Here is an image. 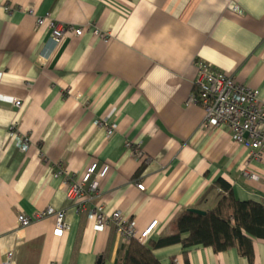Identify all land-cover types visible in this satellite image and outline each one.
Wrapping results in <instances>:
<instances>
[{
  "label": "crops",
  "instance_id": "0c3cea01",
  "mask_svg": "<svg viewBox=\"0 0 264 264\" xmlns=\"http://www.w3.org/2000/svg\"><path fill=\"white\" fill-rule=\"evenodd\" d=\"M29 12L82 35L54 47ZM200 64L264 98V0H0V264H114L125 240L112 223L95 230L54 177L81 180L93 163L109 170L91 177L98 193L81 205L120 212L137 234L157 221L149 242L172 234L179 212L210 210L217 182L264 205V153L252 156L227 127L203 129ZM99 122L115 126L110 138ZM12 125L28 140L24 153ZM47 209L66 211L61 237L55 217L38 218ZM22 215L33 220L21 226ZM253 245L264 264V239ZM153 253L161 264H248L236 250Z\"/></svg>",
  "mask_w": 264,
  "mask_h": 264
},
{
  "label": "built area",
  "instance_id": "2783aa9c",
  "mask_svg": "<svg viewBox=\"0 0 264 264\" xmlns=\"http://www.w3.org/2000/svg\"><path fill=\"white\" fill-rule=\"evenodd\" d=\"M4 11L10 12L9 7L5 6ZM30 14L34 16L36 26H44L51 31L50 40L54 47L67 37H80L82 35L80 28L74 29L72 26L61 25L48 14L42 17L33 13ZM93 35L100 40H107L108 38L105 33L99 31H94ZM195 88L196 95L193 101L203 109V129L227 127L232 133L234 142L250 150L252 156H256L257 153H264V98L260 97L258 90L244 87L236 83L232 77L214 73L204 64L199 65ZM11 103L19 108L22 101L14 98ZM96 125L105 127L106 138H110L114 134V125L102 122L96 123ZM9 135L14 138L17 149L24 153L28 146V140L14 136L13 125L9 129ZM207 135V131H204L202 136L206 137ZM108 170V166L98 169L97 164L93 163L87 168L81 180L69 179L66 171L56 172L54 177H63V183L66 186V200L75 208L77 213L86 211L88 218L95 222V230L99 231L108 223H112L125 241L136 239L141 244H145L157 221H153L145 230L137 234L134 230V224L128 222L120 212H114L108 217L104 212V206L98 203L90 210L81 205L89 194L96 195L98 193L99 183L90 184L91 177L94 175L99 180L104 179ZM247 174L244 172L245 176ZM136 189L144 191L145 187L137 184ZM41 216L55 217L54 237H61L64 232L68 231L65 210L55 212L52 209H47L46 212L38 215V218ZM32 220V218L22 215L18 217L17 221L19 225L25 226ZM2 264H10V262L6 261Z\"/></svg>",
  "mask_w": 264,
  "mask_h": 264
},
{
  "label": "trees",
  "instance_id": "16d2710c",
  "mask_svg": "<svg viewBox=\"0 0 264 264\" xmlns=\"http://www.w3.org/2000/svg\"><path fill=\"white\" fill-rule=\"evenodd\" d=\"M216 186L223 194L205 215L183 210L173 220L172 234L145 244L136 239L126 240L114 264H161L154 250L174 245L184 250L199 246L210 248L214 254L236 250L248 264H257L253 240L264 239V205L237 201L223 182H217Z\"/></svg>",
  "mask_w": 264,
  "mask_h": 264
},
{
  "label": "water",
  "instance_id": "95a60500",
  "mask_svg": "<svg viewBox=\"0 0 264 264\" xmlns=\"http://www.w3.org/2000/svg\"><path fill=\"white\" fill-rule=\"evenodd\" d=\"M190 212L194 213V214H197V215H205L206 212L204 211H201V210H197V209H191ZM116 262V261H115ZM114 262V263H115Z\"/></svg>",
  "mask_w": 264,
  "mask_h": 264
}]
</instances>
